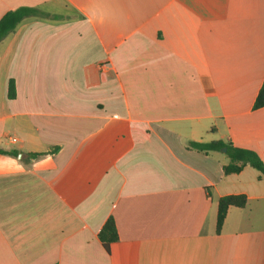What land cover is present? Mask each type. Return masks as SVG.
<instances>
[{
  "label": "crops",
  "instance_id": "1",
  "mask_svg": "<svg viewBox=\"0 0 264 264\" xmlns=\"http://www.w3.org/2000/svg\"><path fill=\"white\" fill-rule=\"evenodd\" d=\"M20 6L38 14L0 41V264H264V177L189 144L264 161V0H0V18ZM229 194L248 200L218 233Z\"/></svg>",
  "mask_w": 264,
  "mask_h": 264
},
{
  "label": "trees",
  "instance_id": "2",
  "mask_svg": "<svg viewBox=\"0 0 264 264\" xmlns=\"http://www.w3.org/2000/svg\"><path fill=\"white\" fill-rule=\"evenodd\" d=\"M37 14L38 9L33 6H20L8 10L0 18V41L11 35L25 19L32 18ZM14 95L15 86L13 80H11L9 96L13 97ZM262 106H264V81L254 101V108H260ZM189 144L193 148L202 151L220 150L223 147H226V153L229 157V162L224 165V171L226 174L238 173L249 164L260 172V178L264 177V161L259 153L253 149L236 146L232 142L224 140H212L206 142L191 141ZM0 152H9L12 154L17 153L16 151H7L3 149H0ZM31 155H36V153H32ZM247 200L248 198L246 194H229L219 198L216 221V231L218 233L222 230L229 207L232 205L242 207L247 203ZM99 237L107 250L110 249L112 242L118 240V230L113 216H110L104 223L99 232Z\"/></svg>",
  "mask_w": 264,
  "mask_h": 264
},
{
  "label": "water",
  "instance_id": "3",
  "mask_svg": "<svg viewBox=\"0 0 264 264\" xmlns=\"http://www.w3.org/2000/svg\"><path fill=\"white\" fill-rule=\"evenodd\" d=\"M222 150H223V151H226V147H223Z\"/></svg>",
  "mask_w": 264,
  "mask_h": 264
}]
</instances>
